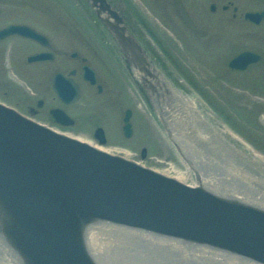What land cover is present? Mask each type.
I'll use <instances>...</instances> for the list:
<instances>
[{
    "label": "water",
    "instance_id": "1",
    "mask_svg": "<svg viewBox=\"0 0 264 264\" xmlns=\"http://www.w3.org/2000/svg\"><path fill=\"white\" fill-rule=\"evenodd\" d=\"M91 2L146 82L151 63L127 34L123 18L107 0ZM11 34L46 45V37L26 25L7 26L0 30V39ZM56 58L44 51L28 55L25 62ZM259 58L243 52L230 65L243 69ZM83 70L84 79L95 84L93 69L84 65ZM52 81L61 101L71 104L79 98V85L72 78L57 73ZM146 87L152 92V86ZM52 114L63 124L73 123L60 109ZM130 118L129 109L123 119L126 136L132 133ZM162 120L170 136L167 117ZM95 136L106 143L103 129H97ZM171 140L198 178L197 166L182 142ZM228 189L204 186L199 179L197 186L187 185L121 155L54 134L0 104V264H100L91 252L89 234L103 225L140 231L191 249L214 250L218 258L227 255L243 264H264V208L225 194Z\"/></svg>",
    "mask_w": 264,
    "mask_h": 264
},
{
    "label": "rangeland",
    "instance_id": "2",
    "mask_svg": "<svg viewBox=\"0 0 264 264\" xmlns=\"http://www.w3.org/2000/svg\"><path fill=\"white\" fill-rule=\"evenodd\" d=\"M116 4V7L127 15L130 29L136 30L137 33L140 30L153 31L155 28L157 30V27L162 30L163 37L160 35L162 43L160 39H154L152 36L153 41H157L156 49L147 50L151 62L166 78H171L177 88L190 91L193 89L192 91L199 96L198 103L205 105V109L209 110V121L214 122L217 128L224 129L229 136L232 134L236 136L235 142L240 143L242 147L239 148L243 149L241 153L243 154L241 158L244 159L242 161L245 162L243 164L254 166L252 161L255 159L259 163L257 167L264 171V64L252 66L251 70L240 74H230L226 69L227 60L243 50H255L264 55V35L259 33L254 36L250 28L242 24L234 35L225 30V27H228L226 21L222 22L225 24L218 29L220 22L214 19L209 25H213L211 32L206 30L207 38L198 37L188 28L183 30L179 28L180 22L171 8L169 9L171 16L159 17L160 7L154 4L148 5L139 0L130 4L122 0ZM0 8L2 10L0 23L6 21L27 23L47 33L54 44L65 52L66 70L83 65L79 59L73 60L70 56L72 52L77 51L80 57L88 58V63L98 70L103 80L108 77V73H114L109 67L112 59L105 42L103 27L86 1L0 0ZM201 21L207 28L205 19ZM175 25L178 26V31ZM32 50L31 43L19 41L17 37L0 43V101L23 114H28L31 106L36 107L39 98L45 99L46 103L38 117L40 119L34 117L45 124L49 119V109L60 106L58 100L53 99V91H50V75L61 65L51 64L50 69L49 65H26L23 58ZM48 69L49 76L45 79L43 73ZM79 79L81 96L69 110L78 121L75 130L81 128L82 131L71 130L70 134L92 139L94 128L100 124L107 134L108 145L105 149L139 161L145 167L158 170L169 177L182 171L187 177L181 182L196 186L194 182V178L197 177L196 171L180 155L174 143L168 140L166 129L158 123L156 115L154 117L149 113V109L139 98L136 99L129 93V97L125 95L127 86L124 81L121 84L116 79L108 78L105 91L99 93L96 87L83 81L81 77ZM112 87L115 90L113 94L110 92ZM169 91L170 87L168 93ZM128 105L134 107L136 114L135 129L131 138H126L122 133L124 111ZM195 126L201 133H209L201 121L195 120ZM194 134L197 135V131H194ZM212 134L211 137L216 141L210 144L218 151L216 150L217 154L208 160L207 166L213 175L218 172L223 178L233 181L225 171L227 164L222 163L220 159L224 156L230 157L227 150L229 144L221 141L216 133ZM184 135L187 137L188 133ZM183 141L182 136L181 142L186 148ZM200 144L202 145L201 141ZM200 147H197L200 154L207 151L204 145L202 149ZM142 148L147 149V158L144 160L141 159ZM172 165L174 169L169 173L166 168ZM164 257L165 260L169 259L168 255Z\"/></svg>",
    "mask_w": 264,
    "mask_h": 264
},
{
    "label": "bare ground",
    "instance_id": "3",
    "mask_svg": "<svg viewBox=\"0 0 264 264\" xmlns=\"http://www.w3.org/2000/svg\"><path fill=\"white\" fill-rule=\"evenodd\" d=\"M255 52H257L259 57L263 58L259 51ZM228 62L229 60L227 63ZM251 65L253 64H249L246 68H249ZM68 70H66L67 73H64L63 71L54 72L52 78L57 73H62L66 76L69 73ZM161 76L162 73H157V75H154V77L157 79H153L159 86H161V92L159 93L160 96L158 98L160 99L159 106L161 105V107L160 112L157 113V118H162L163 116L167 117L168 126L170 128L172 126L173 129L171 128V135L168 136L169 141L173 143L171 139L174 137L175 141L180 143L183 136V143L187 146L186 148L183 146V148L189 152H186L189 156H192L199 173L198 178H194V182L198 184L199 179V182L204 186L209 185L211 187L215 186L224 187L226 189L229 188L227 192H224L225 194H229L232 197L264 208V171L260 170V167H257L259 163L253 159L252 163H254V166H252L253 164L251 166L243 164L245 163L242 161L244 159L241 158V155H243L241 154L243 149L239 148L242 147L240 143L235 142L236 136L234 134L229 136L228 133L223 131L224 129L219 127L217 128V125L214 122H212V124L209 121V110L207 109V111L205 109V105L198 103L199 96H197V94L192 91L193 89L191 91L183 88V90L179 89L177 86H174L176 84L173 80H169L171 78H166L164 75L162 77ZM162 82L170 85L171 93L166 92V88L162 85ZM52 83L53 81H50V91H53ZM53 94L54 97L59 98L55 90L53 91ZM39 100L40 98L36 102V105L38 106ZM0 104L6 105L2 101H0ZM64 104L67 105L65 102ZM52 109L55 108L52 107ZM21 114L26 119L35 121L34 116L30 114V112L28 114ZM195 120L197 122L201 121L202 124L206 125L205 127L208 128L209 133H201L200 130L197 129V126H195ZM56 121L62 125H65L58 120ZM130 123L132 124V128L133 125L135 128V122L132 116L130 118ZM224 124H226L225 121ZM45 125L49 128L50 132H53L54 134L64 135L86 144H90L95 148H99L107 152L110 151L109 149H105V146L108 145L107 142L102 144L99 139L95 137L97 129H103L102 125L100 124H97L94 128V138L92 139H87V137L82 135L74 136L69 133L71 132L70 129L59 131L58 129L60 128H58L56 124L45 123ZM123 125L124 123L122 124V129ZM194 131H197V135L194 134ZM186 133H188V135H191L190 133H192V135H187L186 137V135H184ZM212 133H216V135L220 136L221 141H226L225 143L229 144V148L227 150L230 152V157L224 156L220 159L222 163L227 164V170L225 171L228 172L233 181L223 178L218 172L213 175L211 173V169L209 166H207L208 160H211L212 156L217 154L215 153L217 148L214 150L215 146L210 144V142L212 143L216 141V139L211 137V135H213ZM210 137L212 139H210ZM105 138L107 139L106 132ZM200 141L202 142V145L200 144ZM203 145L207 148V151L200 154V150L198 148L201 146L200 149H202ZM180 155L182 156V153H180ZM225 157H227V159H224ZM217 162L219 163V161ZM166 169H168L167 171L171 173L172 169H174V166L172 165ZM170 177L181 181L182 179H186L187 174H183L182 171H178L176 174L171 175ZM89 235L91 238L89 243L91 252L97 260L102 262H99L100 264H243L242 262L236 260H230L227 255L218 258V253H216L214 250L204 248L191 249L184 247L175 241L153 237L140 231L113 225H103L92 228ZM1 248L2 246L0 245V258L3 256V251ZM167 255L169 256V259L165 260L166 257L164 256ZM177 258L180 259L178 262H176Z\"/></svg>",
    "mask_w": 264,
    "mask_h": 264
},
{
    "label": "flooded vegetation",
    "instance_id": "4",
    "mask_svg": "<svg viewBox=\"0 0 264 264\" xmlns=\"http://www.w3.org/2000/svg\"><path fill=\"white\" fill-rule=\"evenodd\" d=\"M129 2V4L131 2H134L135 0H126ZM142 3H147L148 5H156L158 7H160L158 9V16L162 17L163 15H169L171 16L172 13H170V8L172 10V12H175V15L178 17V21L180 22L179 28L181 30L188 28L189 31L193 34L196 35L198 37H204L207 38V35H205L206 30L208 29L211 32V28L212 26H209L210 23L212 21H218L220 22L219 26H217L218 29H220L221 25L225 24L222 23L224 21H226V24L228 27H225V30H229V32H231L232 34L236 35L238 27L242 24L245 27H249L250 28V32L251 34H253L254 36L258 35L260 33V35H264V0H139ZM108 2L111 4V6L117 10V12H119L123 18H124V22L125 25L127 26V34L133 36L138 43H140V45L142 46L143 50L147 53L148 49L149 50H155L156 49V42L151 40L152 35H154V38H158L160 39L161 42V36L163 37L162 34V30L158 29V32L156 33V28L153 31H146V30H140L139 33L136 32V30L134 29H130V25H129V21L127 18V15L122 13L117 7H116V3H120L122 2V0H108ZM123 3H125L123 1ZM152 3V4H151ZM1 15V13H0ZM199 20V21H197ZM205 19V23L207 25V28H205L204 24H202V21ZM208 21V22H207ZM12 22H4V23H0V29L6 27L8 24H10ZM241 25V26H242ZM178 26L175 25L176 30L179 29ZM240 26V27H241ZM171 28H173V26L171 25ZM224 30V28H223ZM241 28L239 33H241ZM41 33L45 34L48 38H49V47H43L41 45V43L32 40V39H27L24 37H20V36H9L3 40L0 41V43H2L3 41H6L7 39L10 38H14L17 37L19 39V41H27L29 43H31L33 45V50L29 53L32 52H38V51H42V50H50L53 51L54 53L58 54L57 55V59L56 61L53 62H46V63H36V64H26L28 66H37V65H51V64H59L61 65V67L56 68L54 71H52L51 75H50V81L52 82V75L54 74V72L57 71H63L64 73H67L66 69H65V52L62 49H59L58 46H56L52 40V38L47 34L44 33L41 30H38ZM178 31V30H177ZM160 33V34H159ZM191 34V36H192ZM212 34V33H211ZM161 35V36H160ZM107 40H105L108 50L111 54V65L109 67H111L112 71L114 73L112 74H107L108 77H106L104 80L102 79V76H100V73L98 72V70L90 63H87L92 66L95 71H96V76H97V83L100 84L102 86V92L105 91V87H106V83L108 82V78L111 79H116L117 81H119L121 84H123L122 81L125 82L126 86H127V91L125 90V95H127V97H129V95L131 94L134 98H139L141 100L142 103H145V96L148 95L147 90L144 86V84L140 81L139 78V74L138 72L132 68L131 64L129 63V61L127 60V58L124 56L123 52L121 51L120 47L117 45V43L115 42L114 38H113V34H111L109 31H106V35ZM190 36V35H189ZM14 42V41H13ZM162 43V42H161ZM60 44V43H59ZM58 44V45H59ZM171 44L173 45V42H171ZM172 45H170L172 47ZM63 47V45H62ZM166 47V46H165ZM110 48H112L113 50H110ZM169 48V47H167ZM176 48V47H174ZM170 49V48H169ZM28 53V54H29ZM27 55V54H26ZM25 55V56H26ZM24 56V58H25ZM71 56V55H70ZM263 58L261 60V62L253 64L251 66H249V68L241 71V70H235V69H231L228 66V63L226 64V69L227 72H229L230 74H240V73H245L249 70H251L252 66H257V64H264V55L262 54ZM71 58L73 60L79 59L80 62H82L80 57L77 58H73L71 56ZM178 63V62H177ZM83 64V62H82ZM224 64V62H223ZM81 67H77L74 66L72 68H70L68 70V72L72 69H75V74L73 75V78L78 82H80L79 77H83V72L81 70ZM225 67V64H224ZM51 68V66L49 67V69ZM49 69L48 71H44L43 73V77L45 79L48 78L49 76ZM104 76V75H103ZM104 78V77H103ZM151 84L154 85V92L157 94V96H160V92H161V86H159L157 84L156 81L151 80L150 81ZM108 84V83H107ZM172 85V83H171ZM96 87L97 91L99 92V87L98 86H94ZM123 87V86H122ZM114 88L112 87L110 92L113 94L114 92ZM82 92V90H81ZM129 93V95H128ZM54 100H57L56 97L53 96ZM129 99V98H128ZM43 100V104L42 106H38L36 105V107L31 106L29 108V112L30 114H32L35 118L39 117V114L41 112V109L44 108V104L46 103L45 99ZM160 100V99H159ZM60 103V106H54L55 107H60L62 109H64L69 115H71L73 117L74 114H72L69 110V108L74 105H65L63 103H61L60 101H58ZM127 108H132V118L135 117V109L133 106L128 105L126 107ZM52 109V108H51ZM51 109H49V113H48V120L46 121V124H56L58 126V128H60V130H75V126H77V120L74 118V123L70 126H66V125H62L59 122H57L52 113H51ZM125 109V110H126ZM135 122V119H134ZM78 128V127H77ZM79 130H75V131H82L81 128H78ZM134 125H133V130H134Z\"/></svg>",
    "mask_w": 264,
    "mask_h": 264
}]
</instances>
